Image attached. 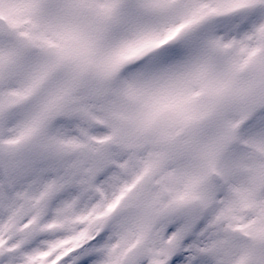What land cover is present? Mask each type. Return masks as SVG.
<instances>
[{
	"label": "snow or ice",
	"instance_id": "obj_1",
	"mask_svg": "<svg viewBox=\"0 0 264 264\" xmlns=\"http://www.w3.org/2000/svg\"><path fill=\"white\" fill-rule=\"evenodd\" d=\"M0 264H264V0H0Z\"/></svg>",
	"mask_w": 264,
	"mask_h": 264
}]
</instances>
